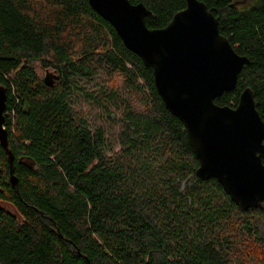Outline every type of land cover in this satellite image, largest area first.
Masks as SVG:
<instances>
[{"label": "trees", "instance_id": "trees-1", "mask_svg": "<svg viewBox=\"0 0 264 264\" xmlns=\"http://www.w3.org/2000/svg\"><path fill=\"white\" fill-rule=\"evenodd\" d=\"M129 1L152 12L149 29L186 7ZM200 1L250 60L215 103L236 108L251 88L264 120V0ZM0 86L18 179L0 146V264H264V205L242 211L217 180L197 178L153 70L88 0H0ZM85 103L114 116V142Z\"/></svg>", "mask_w": 264, "mask_h": 264}, {"label": "water", "instance_id": "water-1", "mask_svg": "<svg viewBox=\"0 0 264 264\" xmlns=\"http://www.w3.org/2000/svg\"><path fill=\"white\" fill-rule=\"evenodd\" d=\"M106 20L125 47L137 55L154 74L156 90L166 110L178 118L199 161L196 176L215 179L242 211L264 205V120L255 95L246 88L236 108L215 103L233 91L250 60L239 55L219 29L218 19L200 0H186L162 29H149L152 12L129 0H88ZM55 75L47 71L45 82L53 86ZM7 90L0 86V146L10 163L14 155L5 129Z\"/></svg>", "mask_w": 264, "mask_h": 264}, {"label": "rangeland", "instance_id": "rangeland-1", "mask_svg": "<svg viewBox=\"0 0 264 264\" xmlns=\"http://www.w3.org/2000/svg\"><path fill=\"white\" fill-rule=\"evenodd\" d=\"M117 81L120 83V79ZM117 81H114L115 82L114 84H116L115 88L119 84ZM114 84L111 83L110 88H112ZM98 108H99L98 105L94 106L90 103H87V104L85 103L83 105V110L87 114L88 113L90 114L89 120H91L92 124H96L97 126L102 127L106 131L107 137L110 138L111 140H113V142H114L117 138V133H118L120 127L118 126L117 122L114 121V119H113L114 116L111 119L107 118V116L105 117V119L99 118L98 115L95 113L97 111L92 110V109H98ZM93 111H95V112H93ZM91 115L92 116L96 115V117L93 119V117ZM118 149H119L118 147L115 148L116 151H118Z\"/></svg>", "mask_w": 264, "mask_h": 264}]
</instances>
